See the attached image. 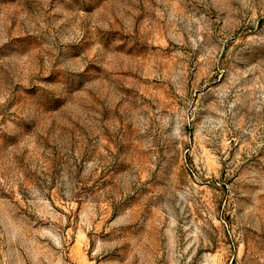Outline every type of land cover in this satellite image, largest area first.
I'll list each match as a JSON object with an SVG mask.
<instances>
[{"label": "rangeland", "instance_id": "obj_1", "mask_svg": "<svg viewBox=\"0 0 264 264\" xmlns=\"http://www.w3.org/2000/svg\"><path fill=\"white\" fill-rule=\"evenodd\" d=\"M0 264H264V0H0Z\"/></svg>", "mask_w": 264, "mask_h": 264}]
</instances>
